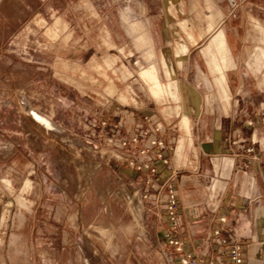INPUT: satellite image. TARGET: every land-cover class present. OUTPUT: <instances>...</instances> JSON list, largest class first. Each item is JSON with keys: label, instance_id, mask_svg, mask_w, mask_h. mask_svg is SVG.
I'll return each mask as SVG.
<instances>
[{"label": "rangeland", "instance_id": "rangeland-1", "mask_svg": "<svg viewBox=\"0 0 264 264\" xmlns=\"http://www.w3.org/2000/svg\"><path fill=\"white\" fill-rule=\"evenodd\" d=\"M153 15L191 18L180 27L196 24L198 36L207 35L197 50L202 53L182 71L187 80L206 85L221 83L203 48L218 29H225L232 60L227 79L245 84L244 100H156L141 78L149 67L146 48H138L131 32L132 24L148 25ZM210 21L215 26L207 33ZM258 24L264 29V0H0L4 264H21L8 248L13 236L28 238L27 225L37 208L64 209L66 243L53 247L52 264H174L160 235L140 223L144 213L137 181L125 179L129 168L124 158L137 151L112 143L147 128L143 113L149 110L157 124L161 114L184 110L236 113L242 117L235 123L241 119L249 127L257 116L263 137L264 66L257 59L264 35ZM111 85L115 93L109 92ZM33 112L54 128L35 120ZM234 140L238 135L223 132L224 144ZM27 244L21 242V248L27 250Z\"/></svg>", "mask_w": 264, "mask_h": 264}, {"label": "crops", "instance_id": "crops-1", "mask_svg": "<svg viewBox=\"0 0 264 264\" xmlns=\"http://www.w3.org/2000/svg\"><path fill=\"white\" fill-rule=\"evenodd\" d=\"M187 21L192 22V19L153 15L148 18V25L144 22L131 25L138 48H146L144 57L149 67L141 72V78L150 94L158 101L167 97L184 103L244 100L245 84L227 79L232 60L229 37L223 28L218 29L203 48L204 55L209 58L210 70L221 84L206 85L187 80L182 71L192 56L202 53L197 50L207 36H198L196 24L182 29L179 24ZM214 26L210 21L207 33H211ZM256 28L264 35L260 24ZM257 63L264 66L263 50H260ZM115 91L116 87L111 85L109 92ZM121 101L126 102L124 95ZM178 109L179 106L175 110ZM146 113L148 115L143 113V116L154 114L151 110ZM241 117L229 112L184 110L180 115L161 114L160 122L165 129L164 140L175 145L170 156L173 167L179 170L177 188L188 247L193 249L199 242H204V249L217 252L215 244L208 239L211 232L222 225L219 220L224 218L226 224L223 226L235 230L247 241L245 264H264V136L261 137L263 132L257 116L253 117L250 127L240 124L241 119L235 123V118ZM51 124L50 128H54ZM223 132L238 135V140L224 144ZM250 148H254L253 153L248 152ZM136 178L132 171L125 177L126 180ZM26 184L29 188L30 183ZM66 210L69 213L73 209ZM143 213L141 225L160 235L164 242L162 221L145 209ZM27 226L28 238L13 236L9 256L18 254L21 264H52L53 247L66 243L64 209L37 208ZM23 241H28L27 250L21 248ZM5 252L3 238H0V264L5 263Z\"/></svg>", "mask_w": 264, "mask_h": 264}, {"label": "built area", "instance_id": "built-area-1", "mask_svg": "<svg viewBox=\"0 0 264 264\" xmlns=\"http://www.w3.org/2000/svg\"><path fill=\"white\" fill-rule=\"evenodd\" d=\"M145 119L147 128L141 126L131 137L121 135L112 145L137 151V155H130L123 162L139 178L133 183H138L137 195L142 209L153 213L163 223L162 239L170 249L171 261L174 264H245L247 241L235 230L226 229L224 218L219 220L222 225L215 228L208 239L215 244L217 252L204 249V242L193 249L188 247L177 188L179 170L173 167L170 156L175 147L164 140L162 124L152 123L149 117ZM248 152L253 153L254 148Z\"/></svg>", "mask_w": 264, "mask_h": 264}, {"label": "bare ground", "instance_id": "bare-ground-1", "mask_svg": "<svg viewBox=\"0 0 264 264\" xmlns=\"http://www.w3.org/2000/svg\"><path fill=\"white\" fill-rule=\"evenodd\" d=\"M33 116H34L35 120H37L38 122L42 123L48 129H50V127H52V124H51L50 120H48L47 118L39 115L37 112H33Z\"/></svg>", "mask_w": 264, "mask_h": 264}]
</instances>
